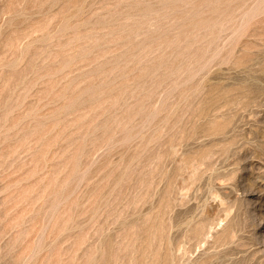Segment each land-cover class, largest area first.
Wrapping results in <instances>:
<instances>
[{"label":"rangeland","instance_id":"1","mask_svg":"<svg viewBox=\"0 0 264 264\" xmlns=\"http://www.w3.org/2000/svg\"><path fill=\"white\" fill-rule=\"evenodd\" d=\"M0 264H264V0H0Z\"/></svg>","mask_w":264,"mask_h":264}]
</instances>
